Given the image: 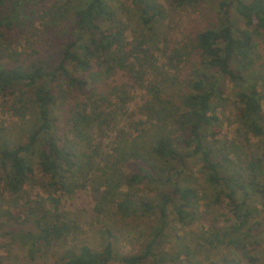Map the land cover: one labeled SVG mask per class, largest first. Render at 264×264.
I'll use <instances>...</instances> for the list:
<instances>
[{
	"label": "rangeland",
	"instance_id": "obj_1",
	"mask_svg": "<svg viewBox=\"0 0 264 264\" xmlns=\"http://www.w3.org/2000/svg\"><path fill=\"white\" fill-rule=\"evenodd\" d=\"M15 1L5 0L0 7L2 14L12 15ZM64 1H29V13L34 14L35 26L22 34L14 28L9 33L16 40L11 44L3 43L1 48L10 47L13 57L21 61L35 58L54 64L53 55L67 41L71 24V14L60 8ZM159 1L163 14L155 18L149 30L143 26L130 0H107L116 11L117 19L127 27L125 35L130 48L137 45L143 34L147 37L152 58L146 64L149 73L143 85L121 70L111 77L97 70L91 71L90 84L82 91L55 82L56 103L52 114L59 120L60 144L75 153L82 165V170L69 181L72 184L70 190H46V177L35 164L34 180L22 193L11 194L4 190L0 169V264H61L67 251H79L83 245L101 250L109 240L121 255H130L143 250L153 237L160 224L158 207L143 215L126 214L119 204L127 200L137 204L143 200L158 203L159 193L170 188L168 184L126 183L136 171L133 151L137 150V156L149 159L159 169L175 166V162L156 157L152 146L160 135L174 137L179 130L171 113L190 91L196 67L194 62L200 54L195 45L197 34L204 28L217 26L220 17L219 0H199L181 7H175L171 0ZM239 24L245 26L243 22ZM175 52L179 53V62L170 59ZM252 57L255 64L251 71L263 73L264 35L257 37ZM2 61L7 60L0 59V63ZM233 67L241 69L237 61ZM223 88L224 98L214 102L222 128L216 135L215 160L221 161L227 152L236 151L248 158L257 155L264 163V136H253L242 127L238 88L226 79H223ZM124 91L128 97L125 103L121 101ZM11 101L0 96V140L14 143L24 140L36 127L37 113L33 108L25 118L14 116L9 109ZM262 104L264 110V100ZM84 109L90 115L99 114L100 120L89 126L75 125V116ZM176 144L180 145L177 141ZM187 166L190 169L184 170L183 174L192 175L187 180L199 194L196 213L182 224L170 212L169 224L158 239L156 252L167 257L166 264H225L226 258L235 256L243 264H250L241 251L231 253L232 248L227 243L206 240L210 237V228L216 225L228 237L239 234L246 237L250 253L257 258L256 264H264V197H256L253 202L258 208L260 222L252 223L253 229L236 230L237 220L225 198L216 201L220 188L208 182L203 163L196 158L188 160ZM223 173L231 174L232 170H223ZM110 183L114 185L113 190ZM107 190L113 194L106 193ZM54 198L59 200L57 206ZM41 208L51 210L56 223H66L69 230L52 245L39 246L32 256L18 236L22 232L38 230L36 218ZM178 256L180 258L174 260ZM142 264H154V260L149 258Z\"/></svg>",
	"mask_w": 264,
	"mask_h": 264
},
{
	"label": "trees",
	"instance_id": "obj_2",
	"mask_svg": "<svg viewBox=\"0 0 264 264\" xmlns=\"http://www.w3.org/2000/svg\"><path fill=\"white\" fill-rule=\"evenodd\" d=\"M29 1L35 3L36 0L13 2L12 15H4L3 10H0V59L7 60L0 63V96L12 100L9 109L14 116L25 118L33 108L37 113V125L24 140L14 143L0 140V169L4 190L11 194L22 193L36 176V164L39 172L46 177V190L69 191L72 187L69 181L82 170V165L75 153L60 144L59 120L52 114L53 104L56 103L55 82L82 91L90 84L91 71L97 70L111 77L121 70L136 83L143 85L149 73L146 64L151 62L152 54L145 34L138 38L137 45L129 47L130 42L125 35L127 27L117 19L116 11L107 0H66L60 8L66 14H71V24L67 41L53 55L54 64L42 59L36 61L35 58H28L27 61H21L14 58L10 47L2 49L1 46L16 40L9 33L14 28L22 34L35 26L34 14L29 13ZM130 1L143 26L151 30L155 18L163 14L160 1ZM171 1L175 7H181L199 0ZM4 2L0 0V7ZM218 7L219 24L200 30L196 37L195 45L200 54L194 62L196 67L190 91L171 113L179 130L174 137L160 135L152 146L156 157L175 162V166L159 169L149 159L137 156V150L133 151L136 155L132 159L136 171L128 177L126 183L168 184L170 188L159 193L158 203L143 200L137 204L127 200L119 204L126 214L134 212L143 215L158 207L160 224L153 237L143 250L130 255H121L111 240L101 250L83 245L79 251H67L61 264H108L114 261L119 264H142L149 258L154 260V264H166L167 257L157 253L156 248L158 239L164 235L169 224V213L175 220L185 224L189 217L194 216L195 207L198 206V190L187 180L192 175L183 174L184 170L190 169L187 166L188 160L196 158L203 163L208 182L220 188L216 201L227 200L237 220L235 229L247 227L250 230L255 226L252 223L260 222L258 208L253 202L256 197H264L263 160L257 155L243 157L236 151L227 152L221 161L215 160L218 146L216 135L221 133L222 128L221 117L214 108V102L224 98L223 79L231 81L238 88L242 127L253 136H264V72L251 71L255 64L252 54L257 45V37L264 35V0H219ZM240 22L245 26H240ZM178 54L173 53L170 59L179 62ZM236 61L241 69L233 67ZM125 93L121 97L123 103L128 98ZM74 120L75 125L89 126L100 120V116L90 115L84 109L77 113ZM223 170H232V173L224 174ZM109 186L113 190L114 185L110 183ZM107 192L113 194L111 190ZM53 201L56 206L59 204L58 199L54 198ZM51 212L41 208L36 218L38 230L22 232L18 236L32 256L39 250V246L52 245L69 230L66 223H56ZM210 229V237L206 239L208 242L227 243L232 248L231 253L242 252L250 264H256L257 258L250 253L246 237L240 234L238 237H228L216 225ZM224 262L243 264L237 256L226 258Z\"/></svg>",
	"mask_w": 264,
	"mask_h": 264
}]
</instances>
